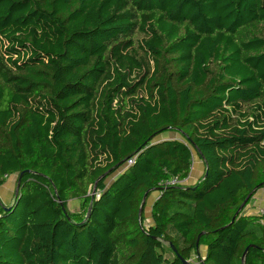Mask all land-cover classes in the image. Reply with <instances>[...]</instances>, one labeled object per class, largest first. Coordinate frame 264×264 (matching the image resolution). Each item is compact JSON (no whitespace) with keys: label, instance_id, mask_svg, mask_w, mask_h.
I'll return each instance as SVG.
<instances>
[{"label":"trees","instance_id":"1","mask_svg":"<svg viewBox=\"0 0 264 264\" xmlns=\"http://www.w3.org/2000/svg\"><path fill=\"white\" fill-rule=\"evenodd\" d=\"M14 174L0 264H264V0H0Z\"/></svg>","mask_w":264,"mask_h":264},{"label":"rangeland","instance_id":"2","mask_svg":"<svg viewBox=\"0 0 264 264\" xmlns=\"http://www.w3.org/2000/svg\"><path fill=\"white\" fill-rule=\"evenodd\" d=\"M157 138H178L180 140L184 139V137L180 133L176 131H171V130L159 135ZM203 171H204V162L202 161V159H200V156L196 152L193 151V164H192V168H191L190 174L186 182L187 183L195 182L196 180L199 179ZM1 190H3V187H0V191ZM92 194L94 195V193ZM8 195L9 197L3 198V201L4 202L6 201L7 205L9 206L14 199V194L12 195L11 193H9ZM157 197H158V193L153 192L146 201V206H145L146 224H149L152 222V219L150 216V210H151L153 202L155 201ZM68 208L71 212L80 211L79 201L77 199H71L68 203ZM246 211L250 213L264 215V187L261 188L255 194V196L251 199V202L246 207ZM164 245H165V251H166L167 258L172 259L174 257L173 250L171 249L170 245L167 242H165ZM199 251H200L199 256H202L203 258L206 255V248L201 246Z\"/></svg>","mask_w":264,"mask_h":264},{"label":"crops","instance_id":"3","mask_svg":"<svg viewBox=\"0 0 264 264\" xmlns=\"http://www.w3.org/2000/svg\"><path fill=\"white\" fill-rule=\"evenodd\" d=\"M16 181H17L16 175H11L8 178V180L5 182V184L0 186V187H3V190L0 191V203L1 204L7 205L6 201L5 202L3 201V198H8L9 197V195H8L9 193H11L12 195L14 194L15 187H16ZM12 195H11V197H12ZM150 212H151V210H150Z\"/></svg>","mask_w":264,"mask_h":264},{"label":"water","instance_id":"4","mask_svg":"<svg viewBox=\"0 0 264 264\" xmlns=\"http://www.w3.org/2000/svg\"><path fill=\"white\" fill-rule=\"evenodd\" d=\"M21 176H22V174H20L19 176H18V174H16V177H17V184H16V188H15V192H14V197L16 196V194L19 192V188H20V178H21ZM257 189V187L254 189V191ZM147 195H148V192L144 195V198H143V200H142V203H141V206H140V210H139V215L141 216L142 215V211H143V207H144V205H145V202H146V198H147ZM251 196V194L248 196V198ZM248 198L246 199V201L248 200ZM8 205H4V208L5 209H8ZM242 208V207H241ZM238 215V213L237 214H235V216H234V218L233 219H235V217ZM172 246V248H173V250H176L175 249V247L173 246V245H171ZM248 250H249V246L246 248V250H245V252H244V255H243V259H245V256H246V254L248 253ZM182 262L184 263V264H191L190 263V261H188V260H185V259H182Z\"/></svg>","mask_w":264,"mask_h":264},{"label":"built area","instance_id":"5","mask_svg":"<svg viewBox=\"0 0 264 264\" xmlns=\"http://www.w3.org/2000/svg\"><path fill=\"white\" fill-rule=\"evenodd\" d=\"M168 183L170 184H177V183H180L176 178H171L167 181Z\"/></svg>","mask_w":264,"mask_h":264}]
</instances>
